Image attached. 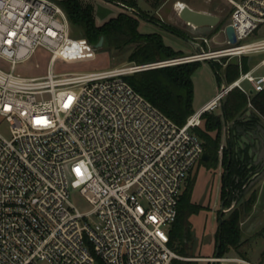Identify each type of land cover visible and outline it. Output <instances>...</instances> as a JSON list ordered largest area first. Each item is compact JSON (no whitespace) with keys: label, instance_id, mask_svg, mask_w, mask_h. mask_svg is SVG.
I'll list each match as a JSON object with an SVG mask.
<instances>
[{"label":"built area","instance_id":"obj_1","mask_svg":"<svg viewBox=\"0 0 264 264\" xmlns=\"http://www.w3.org/2000/svg\"><path fill=\"white\" fill-rule=\"evenodd\" d=\"M227 1L236 41L225 36L222 48L54 73L56 58L70 59L91 45L71 37L57 2L0 0V58L8 63L7 70L0 67V116L9 130L0 132V264H173L182 258L169 245V227L181 184L204 152L193 127L232 88L246 95L249 107L251 94L264 89V72L255 73L264 66V37L245 40L264 23V0ZM38 47L48 52L46 72H15ZM254 54L262 56L232 81L222 77L181 125L124 78L146 68ZM74 189L87 209L70 202ZM208 259L252 264L235 256Z\"/></svg>","mask_w":264,"mask_h":264},{"label":"trees","instance_id":"obj_2","mask_svg":"<svg viewBox=\"0 0 264 264\" xmlns=\"http://www.w3.org/2000/svg\"><path fill=\"white\" fill-rule=\"evenodd\" d=\"M112 1V0H107ZM118 1V0H116ZM57 3L63 9L70 25L80 29V32L90 44H95L100 36L103 42L114 48H122L133 45L132 52L128 55L129 61L137 64L161 60L181 54L165 44L162 35L157 31L141 32L137 29L139 18L143 14L119 11V13L104 21L100 25L94 23L91 6L80 0H59ZM124 4V2H122ZM134 5L133 2L130 3ZM156 4V2L154 3ZM159 21V20H158ZM161 23L173 33L183 36L181 32L171 25ZM223 24V20L217 23V27ZM241 70L248 69V55H242ZM218 73V64L208 60ZM201 60H191L171 65L146 68L124 76L125 80L141 95L147 98L173 122L178 125L184 123L186 117L194 111L192 106L193 82L192 73L200 66ZM239 68V69H240ZM219 74V73H218ZM239 74L237 62H229L225 67L226 79L230 82ZM221 77V76H220ZM247 98L238 88L228 91L225 100L221 103L220 114L203 112L200 116L202 125L193 127L194 133L201 139L203 151L207 153L203 160L208 166L216 165L218 160L217 150L221 142V133L225 123L229 124L225 145L222 146L220 163L224 169L220 176L219 196L223 207L232 200L239 201V209H234L227 215L217 216L218 224L215 232V249L213 256H223L230 249L241 254L242 230L240 219L251 208L256 196L250 194L244 198V182L249 180L253 173L252 167H247L246 159H241L233 150L232 138L239 128H246L264 121V89L253 92L250 96V115L245 120ZM187 178V177H186ZM243 186V187H242ZM193 180L185 179L182 192L179 195L176 216L169 227V245L176 253L183 256H192L190 253L192 240L191 223L189 216L197 211L198 205L190 200ZM262 230V229H261ZM259 230V232H261ZM264 229L262 230L263 234ZM97 264H103L98 261ZM173 264H197L195 260L174 259ZM205 264H219L209 262Z\"/></svg>","mask_w":264,"mask_h":264},{"label":"rangeland","instance_id":"obj_3","mask_svg":"<svg viewBox=\"0 0 264 264\" xmlns=\"http://www.w3.org/2000/svg\"><path fill=\"white\" fill-rule=\"evenodd\" d=\"M57 2L59 0H52ZM87 2L91 6V14L96 25L102 24L109 18L116 16L121 10L119 2L116 0H80ZM124 2L126 7L133 10L140 11L143 16L139 18L137 29L141 32L157 31L162 35L163 42L168 44L175 50L182 51L180 55L193 54L196 52L191 42L185 38H190L193 41L202 45L205 51L215 50L227 45L223 28L228 23L230 14L232 12V5L227 0H168L166 5L156 9L155 2L158 0H136L138 6L135 4L131 6L134 0H118ZM161 1V0H159ZM181 1L193 9H198L215 14L219 17V21L223 20V24L216 28L214 26H200L194 27L178 16V10L175 7H169L170 3ZM147 2V3H146ZM123 11L131 12L127 8ZM133 12V11H132ZM171 25L183 34L179 36L166 28L161 27V23ZM69 34L74 38H84L80 29L72 25L69 26ZM207 39V43L203 42L202 38ZM264 37V23H262L252 35L248 36L245 40H253ZM85 41L90 44L86 39ZM93 49H86L83 53L76 55L70 59L64 57L56 58L51 64V70L54 73L67 72V71H87L97 70L106 67L118 66L122 64H137L134 61L128 60V55L133 50V45H127L122 48H114L107 46L102 42L101 46L94 47ZM248 67L255 63L257 57L248 55ZM242 56L240 57H222L211 58L215 64H218V73L211 66L209 61L201 60L200 66L192 73L193 82V98L192 104L197 107L203 96L207 93H213L219 88L221 78L229 82L225 76V67L229 62H237L238 70L241 67ZM203 61V62H202ZM48 63V52L43 47H38L34 53L27 59L17 63L15 72L24 76H39L46 72ZM0 67L7 70L8 63L0 58ZM264 67L260 68L256 73H263ZM221 75V77H220ZM245 87L248 86L246 81H243ZM227 95V94H226ZM224 97V100L226 98ZM247 110H250L247 104ZM207 113H212L207 112ZM214 114H220L219 107L214 109ZM245 118V115H244ZM202 125V120L200 121ZM229 124L225 123L222 133L221 142L218 147L217 154L218 160L216 165L208 166L203 160L198 161L188 174V180H193V187L190 200L198 205L197 211L189 216L191 223L192 240L190 242L192 256H183L180 260L189 259L195 260L197 264H205L210 261L208 258L214 257L215 249V232L218 224L217 216L221 211V200L219 196L220 190V176L223 172V165L220 163V155L222 146L225 145V136ZM0 132L5 136L9 135L8 123L0 116ZM252 175V174H251ZM250 175V176H251ZM249 176V177H250ZM186 178V180H187ZM185 181L181 184L180 192L184 188ZM245 188L244 198L250 194H255L256 198L245 215L241 216L240 226L242 230V246L240 247L241 254L236 253L230 249L223 256H235L247 260L252 264H264V236L262 230L264 229V171L254 179L250 178L247 182L243 183ZM242 186V187H243ZM70 202L79 210H85L89 207L88 203L81 196L77 189L70 190ZM240 203L232 200L229 204L223 207L222 213L227 215L234 209H239ZM262 229V230H261ZM261 230V232H259ZM219 262V261H218ZM219 264H244L240 262L223 261Z\"/></svg>","mask_w":264,"mask_h":264},{"label":"water","instance_id":"obj_4","mask_svg":"<svg viewBox=\"0 0 264 264\" xmlns=\"http://www.w3.org/2000/svg\"><path fill=\"white\" fill-rule=\"evenodd\" d=\"M128 9L131 12L134 11L132 8H128ZM178 16L183 21H185L186 23H188L194 27L214 26L219 22V17L217 15L206 12V11L198 10V9H193L190 6H188L187 4H184L182 7H180L178 9ZM224 34H225L229 43H234L236 41V36H235L234 30H233V27L231 26V24H226L224 26ZM185 39L187 41L191 42V44H193L195 46L197 53L201 54L204 52L202 46L198 42L193 41L190 38H185ZM102 42H103V36H100L98 38L97 42L94 44V47L101 46ZM249 113H250V110H246V114H249ZM258 123L261 125V122H258ZM249 128L254 129L253 126L252 127L250 126ZM245 134L252 135L253 133L251 130L247 129L245 131ZM258 135L260 136V138H264V134L262 132H258ZM243 142L245 144L249 143L248 139L245 137L244 134L240 135L239 140L237 141V144L239 145L240 148H242ZM254 142H255L256 146H258V139H255ZM251 151H252V148L249 147L248 153L250 154ZM243 155H244V153L241 154V159H243ZM206 157H207V153L203 152L201 155V159L204 160V159H206ZM255 158H256V154H254L253 159H255ZM249 166H250V164H247V167H249ZM263 169H264V163L262 164V166L259 168V170L255 174H253L249 177V179L255 177L256 175H259L263 171ZM222 211H223V203H221L220 214H222Z\"/></svg>","mask_w":264,"mask_h":264},{"label":"crops","instance_id":"obj_5","mask_svg":"<svg viewBox=\"0 0 264 264\" xmlns=\"http://www.w3.org/2000/svg\"><path fill=\"white\" fill-rule=\"evenodd\" d=\"M147 3V2H146ZM168 3V0H161V1H156V4H155V6H156V9H159V8H161V7H163V5H166ZM134 4L137 6V7H139L138 6V4H137V2H136V0H134ZM170 6L169 7H175V3H170L169 4ZM140 8V7H139ZM120 11H123L122 10V7H121V10ZM193 45V44H192ZM201 45V44H200ZM202 46V45H201ZM193 47L195 48V46L193 45ZM203 48V47H202ZM195 50H196V48H195ZM203 50H204V48H203ZM257 55L258 54H254V56H256L257 57ZM260 57L258 56V59H259ZM257 59V60H258ZM204 61H208V60H204ZM203 62V61H202ZM257 62V61H256ZM255 62V63H256ZM255 63H253L252 65H250L249 67H248V69L251 67V66H253ZM262 67H264V66H262ZM262 67H258L257 68V70L255 71V73L260 69V68H262ZM217 91V89L211 94L210 92L209 93H207V94H205V96H203L202 97V99H201V101H200V104L197 106V107H194L193 106V104H192V106H193V108H194V110L196 109V108H198L200 105H202L204 102H206L209 98H211V96H213V94L215 93ZM249 115H250V113L249 114H246V112H245V120H247V119H249ZM254 127V129H251V128H249V127ZM249 127H247V129H249V130H251L252 131V135H248V134H245V129H242V128H239L238 130H237V134L232 138V144H233V150L236 152V154L238 155V156H240V158H241V154L242 153H244V155H243V158H245L246 159V162H247V164H250V166L249 167H252V175L253 174H255L258 170H259V168L262 166V164L264 163V138H260V136L258 135V132H262L263 134H264V121H261V125L259 124V123H257L256 125H250ZM242 134H244L245 135V137L248 139V141H249V143L248 144H245L244 142H243V146H242V148H240L239 147V145L237 144V141L239 140V137H240V135H242ZM227 133H226V136H225V142H226V138H227ZM255 139H258V146H256V144H255V142H254V140ZM252 148V151H251V153L249 154L248 153V148ZM254 154H256V158L255 159H253V157H254ZM263 171H264V169H263ZM263 171L259 174V175H256L255 177H254V179L255 178H257V177H259L262 173H263Z\"/></svg>","mask_w":264,"mask_h":264},{"label":"bare ground","instance_id":"obj_6","mask_svg":"<svg viewBox=\"0 0 264 264\" xmlns=\"http://www.w3.org/2000/svg\"><path fill=\"white\" fill-rule=\"evenodd\" d=\"M185 3L181 2V1H176L175 2V8L178 10L180 7H182Z\"/></svg>","mask_w":264,"mask_h":264},{"label":"flooded vegetation","instance_id":"obj_7","mask_svg":"<svg viewBox=\"0 0 264 264\" xmlns=\"http://www.w3.org/2000/svg\"><path fill=\"white\" fill-rule=\"evenodd\" d=\"M249 127V126H248ZM245 129V131L247 130V127L246 128H244Z\"/></svg>","mask_w":264,"mask_h":264}]
</instances>
